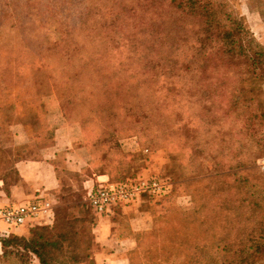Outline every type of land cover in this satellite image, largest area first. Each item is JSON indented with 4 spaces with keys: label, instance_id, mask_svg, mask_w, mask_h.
<instances>
[{
    "label": "trees",
    "instance_id": "obj_1",
    "mask_svg": "<svg viewBox=\"0 0 264 264\" xmlns=\"http://www.w3.org/2000/svg\"><path fill=\"white\" fill-rule=\"evenodd\" d=\"M66 2L68 8L58 11L54 26L41 28L45 46L34 50L22 41L18 47L0 46V91L1 102L15 109L26 131L35 123L40 127L29 134L38 150L52 143L57 127L80 128L91 161L85 174L69 172L70 179L102 175L118 184L129 167L141 172L142 147L155 133L165 148L182 154L189 177H195L197 166L210 155L202 149L203 139L213 136L215 145L209 149L228 155L226 138L235 127L237 136L247 139L249 126L244 124L264 122V45L227 0ZM11 22L8 31L17 27ZM1 34L0 43L5 40ZM40 74L57 97L42 94L43 82L41 91L29 85ZM11 84L10 92L16 93L9 100ZM76 84L81 90H72ZM51 101L54 110L46 105ZM251 107L258 111L251 112ZM147 147V152L158 149ZM251 165L219 166L216 175L206 178L221 182L213 193L231 195L220 211L229 214L222 223L226 232L220 238L210 236L209 244L190 246L184 264H251L264 255V188L245 176ZM10 169L14 182L7 178ZM0 174L9 195L18 183L13 166ZM227 178L230 183L224 182ZM75 197L80 201V195L67 190L53 211V223L30 226L26 237L0 230V264H92L83 228L93 224L84 214H94L86 200L71 206ZM148 231L136 235L130 264H140V256L146 259L138 237ZM232 231L238 235L229 241Z\"/></svg>",
    "mask_w": 264,
    "mask_h": 264
},
{
    "label": "rangeland",
    "instance_id": "obj_2",
    "mask_svg": "<svg viewBox=\"0 0 264 264\" xmlns=\"http://www.w3.org/2000/svg\"><path fill=\"white\" fill-rule=\"evenodd\" d=\"M227 1L232 5L237 14L245 19L247 26L251 30L255 39L264 45V0ZM62 8H68L66 0H0V17L4 13V19L0 18V32L5 39L0 43V46L7 49H9V47H18L20 46V41L34 50L45 46L47 37L42 32L41 28L45 24H47V28L51 25L54 26L56 22L55 18L60 13L58 11ZM11 20H13L17 27L15 30L8 31V24L12 23ZM46 78L47 77H45L44 74H40L39 79H36L33 75V79L29 81V85L31 87L34 86L36 89L39 88L41 91L43 82L44 87L42 94L47 97H52L53 99L55 96L57 97L58 93L47 85L45 81ZM84 81L86 83L88 82L87 77H84ZM12 87L13 85L11 84L9 86V92L6 94L8 95L9 100H12L16 93L15 90H13L12 93L10 92ZM61 88L62 87L60 86L59 92L61 91ZM71 88L75 91L81 90L77 84L71 86ZM1 101L2 94L0 91V138L1 134H3V139L9 142L10 133L12 132L11 127L16 125L17 122L21 124V120L18 119L17 113L11 105H5ZM7 108H10L9 112L6 111ZM250 110L251 112L256 113L258 108L251 107ZM10 117H12V122L6 125ZM241 119L246 120L247 117H241ZM13 120H15V122H13ZM244 125L249 126L247 139H242L237 136V130H235L236 127L233 130V134L231 133V136L226 138L228 142L226 146L228 155L224 154L218 156L215 152V148L209 149V147L215 145L213 136L202 140V149L205 151L207 150L210 155L200 166H197L198 170L195 177H189L186 161L179 151L172 152L164 147V142L162 141L160 134L155 133L149 136L147 140L149 145H146V147L153 146L158 149L145 152L147 151L146 147H142L143 166L145 167V161L148 162L150 159L152 162H157L158 164L163 160L169 162L168 170L162 172L157 170L153 173V177L167 180L172 185V192L164 199L163 204H161V210L155 217L152 224L153 226L148 231V234L138 237L140 251L142 253L145 252L143 255L146 256V259H144L138 255L140 258H137L136 260H138L140 264L188 263L190 246L200 247L204 244H209L210 236L220 238L222 234H225L226 230H223L222 223L225 222V217L229 216V214L220 213V211L221 209L223 210L225 199L230 198L231 195L229 192L223 190L213 193V191L220 186L221 182H211L206 179L216 175L217 170L220 167H235L239 162H250L252 165L249 170L251 171H247L248 174H245V176L248 175L250 184H257L260 186L261 190H263L264 171H261L257 167L256 162L264 158V142H261L264 136V122L254 119ZM33 126L34 127H26L29 134L34 133L36 128L40 130V127L36 125V123L33 124ZM250 132L255 134L254 139L249 137ZM169 133L170 130H168V134ZM205 142H209L208 145H205ZM242 145H244V149ZM240 150H242V154L239 155ZM5 151L7 153L6 156H8L0 155V172L4 169L8 170L11 168L13 165L12 161L19 158H35L39 152L38 147H33L30 144L15 146L14 149H7ZM158 152L160 156H150V153ZM8 157L11 160L7 159ZM133 170L135 169L129 167L124 178L137 176L140 173L136 171L134 172ZM129 171H132L133 174H128ZM206 171L208 173L207 175L204 174ZM236 171L237 170H233L232 173ZM7 178L10 182H14L15 180L11 169L9 170V173H7ZM70 181L67 179V186L69 187L66 190H76V184H78L77 181ZM224 182L230 183V178L225 179ZM187 196L190 197V199L187 198ZM247 196H250V193H247ZM85 199L86 196H83L80 201L75 197V199H71L72 203H70V205L79 206V204L85 202ZM77 210L78 209L73 210L75 216L78 215ZM193 216L197 217V219H192L191 217ZM244 216L245 218H249L250 212H244ZM84 217L93 218V216H87V214H84ZM193 220H197V222ZM90 226L91 225H86L83 228V237L85 238L86 247L90 250L92 255L90 236L87 231ZM0 230H4L2 225H0ZM15 231H11L10 234L17 237H23L20 233H15ZM229 233L231 238L228 240H235V236L238 235V233H235L234 231ZM1 252L0 249V255ZM30 263L38 264L35 260H32ZM251 264H264V255L256 257Z\"/></svg>",
    "mask_w": 264,
    "mask_h": 264
},
{
    "label": "crops",
    "instance_id": "obj_3",
    "mask_svg": "<svg viewBox=\"0 0 264 264\" xmlns=\"http://www.w3.org/2000/svg\"><path fill=\"white\" fill-rule=\"evenodd\" d=\"M46 105L54 110L55 106L52 101L47 102ZM9 109L7 108L6 111L9 112ZM10 122H12V117L6 125ZM11 131L9 142L5 141L1 134L0 155L6 156L5 150L14 149L15 146L23 144L35 147V143L30 140L29 133L22 124L17 122L11 127ZM81 140V130L78 126L61 125L54 130L52 143L39 150L35 158H19L12 161L18 183L11 187L9 195H6L3 183L0 181V209L24 205L33 202L38 197L48 200L53 209L58 208L57 203H61V197L65 195L69 187L66 185L67 179L73 181L70 179V173L85 174L84 170L88 168L91 161V156L82 146ZM150 156L160 155L158 152L150 153ZM145 163L146 166L141 169L137 175L138 178L153 177V173L157 170L160 172L168 170L169 162L165 160L158 164L150 159ZM128 174L133 173L129 171ZM108 180L107 176L89 177L85 175L82 176L80 182H77V189L72 192L82 198ZM163 202L164 199L141 198L126 207L115 209L111 215L93 216V224L87 230L90 236L92 264H130V254L136 249V235L151 228ZM0 225L6 230L1 222ZM29 228L28 224L16 230L15 233L18 232L25 237L28 235Z\"/></svg>",
    "mask_w": 264,
    "mask_h": 264
},
{
    "label": "built area",
    "instance_id": "obj_4",
    "mask_svg": "<svg viewBox=\"0 0 264 264\" xmlns=\"http://www.w3.org/2000/svg\"><path fill=\"white\" fill-rule=\"evenodd\" d=\"M256 164L264 171V158L258 160ZM170 194L171 186L163 178L126 177L118 184H111L108 181L98 185L87 193L85 200L95 217H104L111 215L116 208L126 207L141 198L165 199ZM53 211V206L48 200L38 197L24 205L0 209V222L9 233L28 224L50 226L53 223Z\"/></svg>",
    "mask_w": 264,
    "mask_h": 264
}]
</instances>
